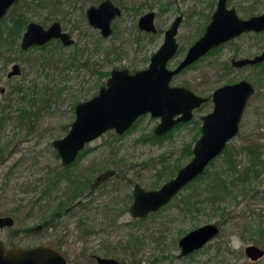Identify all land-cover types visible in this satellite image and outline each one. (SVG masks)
I'll use <instances>...</instances> for the list:
<instances>
[{"label": "rangeland", "instance_id": "1", "mask_svg": "<svg viewBox=\"0 0 264 264\" xmlns=\"http://www.w3.org/2000/svg\"><path fill=\"white\" fill-rule=\"evenodd\" d=\"M100 1L20 0L3 18L0 114L5 111V117L0 134L2 141L15 148L7 163L0 166V215H11L14 223L0 228V237L7 244H55L69 264H97L88 256L91 252L114 256L120 264H264V254L251 260L244 252L249 243L264 249V62L241 67L230 62L232 56H252L263 50L264 32L241 34L171 80L203 95L241 78L256 87L244 109L239 133L226 145L236 169L227 165L225 151L207 165L209 172H217L226 180L228 191L220 188V197L211 198L205 190L206 180L197 179L144 217H133L128 211L135 182L146 189L157 188L192 157L194 141L200 135V117L213 107L210 99L194 111V121L172 129L163 139L152 136L159 117L150 114L139 117L122 134L113 128L105 130L79 151L70 168V180L54 186L38 202L32 201L41 183L35 187L29 182L61 167L52 141L68 132L75 104L97 93L110 69L127 67L134 71L146 67L163 41L164 30L181 14L177 33L180 50L167 63L174 67L203 32L216 5V0H112L122 12L114 19L116 27L111 34L103 36L97 28L88 26L85 13L87 6ZM240 1L230 3L239 7L238 13L244 17L241 5H248L250 0L241 5ZM148 10L156 13L157 33L136 26L138 16ZM254 10L264 11V0ZM17 14H23L26 23L34 20L45 26L58 19L72 31L75 42L63 46L52 39L43 47L24 50L20 47L24 29L14 40L7 35L6 25ZM86 59L88 66L82 64ZM13 62L20 64L21 74L8 78L6 73ZM20 108L28 111L24 118L17 114ZM249 135L261 144L263 163L256 166L259 175L249 174L244 180L237 171L250 166V154L242 149V141ZM13 163L17 164L4 181L3 174ZM109 167L116 169L115 175L91 191L81 186L70 198L74 181L89 184ZM185 198L198 203L187 209ZM57 209L59 214L50 219ZM45 219L49 223L42 230H27ZM206 222H216L219 234L200 249L178 257L180 236Z\"/></svg>", "mask_w": 264, "mask_h": 264}, {"label": "water", "instance_id": "2", "mask_svg": "<svg viewBox=\"0 0 264 264\" xmlns=\"http://www.w3.org/2000/svg\"><path fill=\"white\" fill-rule=\"evenodd\" d=\"M18 1L0 0V19L5 16L12 4ZM119 12L120 8L111 0H103L87 10L90 23L99 26L104 35L110 33V20ZM153 15V11H148L140 18L141 28L156 30ZM180 20L181 15L176 16L166 29L163 43L151 56L147 68L135 73H129L126 68L113 69L106 86H102L93 97L76 104L75 117L68 132L52 141L63 165L72 162L86 142L109 128L122 133L138 115L148 111L152 116L161 117L155 127L158 134L165 132L177 122L190 118L192 109L199 106L205 98L186 87L171 86L169 80L172 74L210 48L244 30L264 29V12L240 17L234 7H227L226 0H218L204 34L192 44L178 67L170 70L166 67V62L177 47L174 35ZM52 37H60L65 43L71 42L66 32H60L58 22H52L44 28L39 23L31 21L23 33L21 46L26 48L31 44H43ZM263 59L264 51L252 58H241L233 62L242 65ZM18 71L19 67L15 64L8 75ZM253 91L254 85L244 79L224 84L213 91L214 104L212 109L202 116L201 134L193 144L192 157L157 188L146 189L136 183L133 188V201L128 209L131 216L144 217L156 211L168 203L189 181L204 172L211 160L223 151L226 141L237 131L246 100ZM175 115L178 116L174 117ZM113 172L109 170L98 175L96 181L107 179ZM13 222L11 215H0V228L10 226ZM219 232L220 227L216 222H206L190 229L178 239L180 251L177 256H184L200 249ZM244 251L250 259H257L264 254V249L256 244H247ZM95 259L99 264H118L114 257L97 254ZM0 264H67V261L64 253L51 244L6 247L0 238Z\"/></svg>", "mask_w": 264, "mask_h": 264}, {"label": "flooded vegetation", "instance_id": "3", "mask_svg": "<svg viewBox=\"0 0 264 264\" xmlns=\"http://www.w3.org/2000/svg\"><path fill=\"white\" fill-rule=\"evenodd\" d=\"M20 1V0H19ZM18 1V2H19ZM101 1H103V0H101ZM100 1V2H101ZM112 1V0H111ZM18 2H16V3H14V4H12V6L9 8V10L7 11V13L5 14V15H7L8 13H10L11 12V10L13 9V7L18 3ZM99 2V3H100ZM116 6H118L119 8H120V12L118 13V14H115L112 18H111V20H110V33L109 34H107V35H104L103 33H102V31H101V29L99 28V26H95V25H93V24H91L90 23V21H89V18H88V14H87V10H88V8L90 7V6H96V5H98V4H96V5H94V4H92V5H89V6H87L86 7V11H85V13H86V18H87V21H88V26L89 27H94V28H97L98 30H99V33L101 34V35H103V36H108V35H110L111 34V32H112V27H116L115 26V24H114V19L117 17V16H119L120 14H121V12H122V8H121V6L120 5H118V4H116L114 1H112ZM217 2H218V0H216V5H215V9H216V6H217ZM242 2H248V0H241L240 1V5H241V3ZM260 3V0H250V2L248 3V5H241L242 6V11L245 13V15L246 16H244V17H249V16H251V15H255V14H258V13H263L264 11H262V12H258V13H255V7L258 5ZM226 5H227V7H234V9H235V11H236V13L240 16V17H242L239 13H238V11H239V7H236L235 5H231V3H230V0H226ZM214 9V10H215ZM148 11H153L154 12V15H153V18H152V20H153V24H154V26L156 27V30L155 31H152V30H145V29H143V28H141L142 26L140 25V23H139V21H140V18L146 13V12H148ZM148 11H145L144 13H142V14H140L139 16H138V19H137V23H136V26L137 27H139V29H141L142 31H146V32H151V33H157L158 32V26H157V24H156V22H155V17H156V13H155V11L154 10H148ZM214 12V11H213ZM212 12V13H213ZM178 15H181V14H178ZM178 15H176V16H178ZM176 16H175V18H176ZM211 16H212V14H211ZM23 17V24H22V26L20 27V28H15V22H16V20H19L20 18H22ZM4 18V17H3ZM0 19V36H2V34L5 32V28H4V25H3V23L5 22V20L4 19ZM174 18V19H175ZM12 20H11V23H10V25L8 26V25H6V27H8L7 28V35L9 36V38L10 39H12V40H14L15 39V36L16 35H18L20 32H21V30L22 29H24L23 31H22V34H21V38H20V47L22 48V49H24V50H27V49H30V48H32V47H43V46H45L47 43H49L52 39H55V40H57L61 45H63V46H66V45H72L74 42H75V38H74V36H73V34H72V31H69L68 29H66V28H64V26H63V24L61 23V21L60 20H58V19H56V20H53L52 22H58L59 23V27H60V32H66L67 34H68V38L71 40V42H69V43H65L60 37H52V38H50L49 40H47L46 42H44L43 44H31V45H29V46H27L26 48H23L22 46H21V40H22V36H23V33L25 32V30H26V28H27V25H28V23L29 22H31V21H34V20H30V21H27V23H26V18L24 17V15L23 14H17V15H15L14 17L12 16V18H11ZM173 19V20H174ZM173 20L171 21V23L173 22ZM210 20H211V17H210ZM210 20H209V22H210ZM181 21H182V15H181V20H180V23H181ZM34 22H36V23H39L42 27H44V28H47L49 25H47V26H45V25H43L42 23H40V22H37V21H34ZM208 22V23H209ZM26 23V24H25ZM171 23H170V25H171ZM180 23H179V25H180ZM208 23L206 24V26L204 27V30H203V32L187 47V49H186V51H185V53H184V55H183V57L181 58V59H179L178 60V62H177V64L174 66V67H168V65H167V63H168V61L173 57V56H175L178 52H179V41H178V39H177V33H178V29H179V25H178V27H177V29H176V33H175V39H176V43H177V47H176V49H175V51H174V53L170 56V58L167 60V62H166V67L168 68V69H170V70H174L176 67H178V65L181 63V61L182 60H184L185 59V57H186V55H187V53H188V50H189V48L192 46V44L199 38V37H201L203 34H204V32H205V30H206V27H207V25H208ZM18 25V24H17ZM16 25V26H17ZM170 25L166 28V29H168L169 27H170ZM166 29L164 30V32H163V34H164V37H165V31H166ZM261 32H264V29H262V30H258V31H255V30H244V31H242V32H240L239 34H237V35H235V36H233L232 38H230V39H227V40H225V41H222V42H220L218 45H216V46H214V47H212V48H210L209 50H207L205 53H203V54H201V55H199L197 58H195L194 60H192L191 62H189L188 64H186V65H184L183 67H181L177 72H175V73H173L172 74V76H171V78H170V80H169V84L171 85V86H183V87H186V88H188L189 90H191L192 92H194L196 95H199V96H201V97H204L205 98V100L199 105V106H196V107H194L193 109H192V116L190 117V118H188L187 120H185V121H179V122H177L176 124H174L171 128H169L168 130H166L165 132H162V133H160V134H158L156 131H155V127L157 126V124L160 122V119H161V117L160 116H158L159 117V121L154 125V127H153V132H154V134L152 135L153 137H155L156 139H163V138H166L168 135H169V133L172 131V129H174V128H176V127H178L179 125H181V124H184V123H187V122H191V121H194V119H193V116H194V111L196 110V109H198L199 107H201L203 104H205L207 101H209L210 99H212V101H213V91L215 90V89H217L218 87H220V86H222V85H224V84H222V85H220V86H218V87H216L212 92H211V94L210 95H203V94H201V93H199V92H197L196 90H194L193 88H191L190 86H187V85H184V84H172L171 83V80L173 79V77L175 76V75H177L178 73H180V71L182 70V69H184L185 67H187V66H189V65H191V64H193V63H195L196 61H198L200 58H202V57H204L206 54H208V53H210V52H213V51H215V50H217L219 47H221L222 45H224L226 42H228V41H231V40H233V39H235L236 37H238V36H240L241 34H243V33H261ZM84 33H83V31H82V33H81V35H83ZM164 37H163V40H164ZM1 38V37H0ZM162 43H163V41H162ZM161 43V44H162ZM88 45H89V42L87 43ZM160 44V45H161ZM160 45H159V47H160ZM158 47V48H159ZM157 48V49H158ZM156 49V50H157ZM155 50V51H156ZM154 51V52H155ZM262 51H264V49L263 50H261L259 53H256V54H253L252 56H241V57H231L230 58V62H231V64L233 65V66H235V67H241V66H245V65H255V64H259V63H263L264 62V59L263 60H261V61H258V62H253V63H251V62H247V63H244V64H242V65H236V64H234V60H238V59H241V58H252V57H254L255 55H257V54H260ZM153 52V53H154ZM153 53L150 55V58H149V62H148V64H147V66L146 67H143V68H139V69H135L134 71H132V70H129L127 67H120V68H117V67H114V68H112V69H110V71L108 72L107 71V73H106V75H107V77H106V80H105V82H104V84H102L99 88H98V91H97V93L99 92V90H100V88L102 87V86H106L107 85V79L111 76V72H112V70L113 69H123V68H126L128 71H129V73H135V72H137V71H139V70H143V69H145V68H147L148 66H149V63H150V60H151V56L153 55ZM87 62H88V59H86L84 62H82V64L83 65H86V66H88V64H87ZM15 64H17L18 65V67H19V71L18 72H16V73H13L12 75H8V73L13 69V66L15 65ZM19 74H21V66H20V64L19 63H17V62H13L12 63V65H11V67L9 68V70L7 71V73H6V75H7V77L8 78H11L12 76H15V75H19ZM247 80V81H249V82H251L253 85H254V83L252 82V81H250V80H248V79H246V78H241V79H238V80H236V81H233V82H230V83H225V84H232V83H236V82H238V81H240V80ZM0 90H4V87H1L0 88ZM256 91V87H255V85H254V91L248 96V98H247V100H246V104H245V106H244V109H245V107H246V105H247V102H248V99L254 94V92ZM97 93H95L94 95H96ZM94 95H92L91 97H93ZM90 97V98H91ZM89 99V98H88ZM85 100H87V99H85ZM81 101H84V100H81ZM80 102V101H79ZM78 103V102H77ZM76 103V104H77ZM76 104H75V106H76ZM213 104H214V102H213ZM244 109H243V112H244ZM74 111H75V109H74ZM209 112V111H208ZM207 112V113H208ZM243 112H242V115H243ZM145 114H150L151 115V113H150V111H148V112H146V113H143V114H140V115H138L137 117H136V119L133 121V123L128 127V128H126L122 133H124L127 129H129L131 126H133V125H135V123L137 122V120H138V118L139 117H141L142 115H145ZM206 114V113H205ZM205 114H202L201 115V122H200V125H199V130H200V134H201V128H202V122H203V118H202V116L203 115H205ZM242 115H241V117H240V120H239V122H238V127H237V131L235 132V134L230 138V139H228L227 141H226V145L228 144V142L232 139V138H234V137H236L237 136V134L239 133V129H240V121H241V118H242ZM152 116V115H151ZM178 115H175L174 117H177ZM155 117V116H154ZM110 129V128H109ZM114 129V128H113ZM114 131L116 132V133H118L115 129H114ZM103 133V132H102ZM101 133V134H102ZM122 133H118V134H122ZM101 134H99L98 136H100ZM97 136V137H98ZM200 136V135H199ZM96 138V137H95ZM197 140V139H196ZM195 140V141H196ZM194 141V142H195ZM243 143V145H242V149H244L248 154H250L248 151H247V149H246V145H252V144H255V143H257V144H259V142L255 139V137H250V135L249 136H246L244 139H243V141H242ZM226 145H225V147H224V149H223V151H225V149L227 148L226 147ZM261 145V144H260ZM253 146V145H252ZM261 148V147H260ZM222 151V152H223ZM221 152V153H222ZM260 152H261V150H260ZM58 153V152H57ZM79 152L77 153V156H76V158L72 161V162H70L69 164H67V165H63L62 164V162H61V166H65V167H67V166H70V168H71V166L74 164V162L77 160V158H78V156H79ZM261 154H262V152H261ZM59 155V154H58ZM218 156V155H217ZM60 157V156H59ZM250 157H251V162H250V166H247V167H252V163H253V160H252V156H251V154H250ZM261 158V160H262V156L260 157ZM61 159V158H60ZM261 163H263V160L262 161H259V162H257V165L258 164H261ZM246 168V167H245ZM109 170H113L114 172H113V174H111V175H109V177L107 178V179H105V180H103V181H96V177L98 176V175H100V174H103V173H105V172H107V171H109ZM244 170V168L241 170V171H237V172H240V178L241 179H246V178H244L242 175H241V172ZM259 173H260V170H258V173H257V175H259ZM116 174V169L115 168H113V167H109V168H106L105 170H102V171H100L99 173H97L96 175H95V177L93 178V180L91 181V183H89L88 184V181H87V185H86V187H89V189H90V191L91 190H93L95 187H98V186H100L101 184H103L104 182H106L109 178H111L113 175H115ZM250 175L251 174H254V172L253 171H251L250 173H249ZM248 174V178H249V175ZM254 175H256V174H254ZM256 175V176H257ZM242 176V177H241ZM137 182H135L134 183V185L136 184ZM134 185H133V188H134ZM133 193V192H132ZM132 201H133V199H132ZM79 202V200H76V204ZM74 206V205H73ZM70 208H72V207H68L67 209L69 210ZM59 214V210L57 209L56 211H54L53 213H52V215H51V217H49L50 219L52 218H55L57 215ZM14 223V222H13ZM49 223V219H45V221H43L42 223H39V224H37V225H35V226H31V227H27V230L29 229L30 231H34V230H36V231H40V230H42L43 229V227L45 226V225H47ZM13 225V224H12ZM220 227V226H219ZM2 229V228H1ZM17 235V233H15L13 236H16ZM1 238V237H0ZM2 239V238H1ZM3 241H4V239H2ZM42 243H45V242H42ZM4 244H5V246L6 247H9V246H21V247H28V246H33V245H37V244H40V243H37V244H24V243H22V242H18V243H15V242H12L11 244H7L5 241H4ZM47 244V243H46ZM249 244H253V243H249ZM51 245H53V246H55V247H57V248H59L60 249V247H58V246H56L55 244H51ZM246 246V245H245ZM260 247V246H259ZM245 248V247H244ZM61 251H62V249H60ZM63 252V251H62ZM245 252V251H244ZM64 253V252H63ZM64 255H65V257H66V261H67V264H69V260H68V257L66 256V254L64 253ZM95 255H97V253H93V252H91V253H89L88 254V256L91 258V260L92 261H95L97 264H99L97 261H96V259H95ZM100 255V254H99ZM245 255H246V253H245ZM105 256V255H104ZM247 256V255H246ZM107 257H111V256H107ZM114 257V256H113ZM248 257V256H247ZM114 258H116V257H114ZM249 258V257H248ZM260 258V257H259ZM117 260H118V264H120V260L118 259V258H116ZM250 259V258H249ZM258 259V258H257ZM251 260H256V259H251Z\"/></svg>", "mask_w": 264, "mask_h": 264}, {"label": "trees", "instance_id": "4", "mask_svg": "<svg viewBox=\"0 0 264 264\" xmlns=\"http://www.w3.org/2000/svg\"><path fill=\"white\" fill-rule=\"evenodd\" d=\"M15 28H20L23 24V17L20 18L19 20H16L15 22ZM18 24V25H17ZM17 25V26H16ZM2 114H0V133H1V126L3 123V119H4V112L5 111H1ZM17 114L19 116H21L22 118L25 117V115L28 114V111L25 108H20L19 111L17 112ZM11 143L7 142V141H2L1 138V134H0V166H2L3 164L7 163V160L9 158V156L13 153L14 151V146H10ZM253 145V146H252ZM252 145H246V149L247 151L251 154L252 156V167H246L244 168V170L241 172V175L246 178L248 176V174L253 171L254 174L257 175L258 173V169H257V162L262 161L261 160V145L260 144H252ZM225 152H227V156H226V163L229 166L230 169H236L235 164L233 163V159H232V151L229 148L225 149ZM58 155V153H57ZM23 156L21 155L20 159H22ZM17 163H13L9 166V168L6 170V172H4L3 177L5 178L4 181H6L10 175V172L12 171L13 166H15ZM49 172V171H48ZM70 176H72V172L70 169V166H61L59 169H55L53 171V173H47L43 178H39V179H35L34 181L29 182L30 184L28 185H32L34 184L35 187L38 186V183H41L39 185V194H37L35 197L32 198L33 202H38L39 200H41V198L46 197L48 195V193L50 192V190L58 185L60 182H63V180H70ZM241 176V177H242ZM197 179H201V181L203 179L206 180L205 183V190L210 192V196L211 198H216V197H220L219 191L220 188L224 189L225 191H228V187L226 184V180L224 178H222L220 176L219 173L217 172H209L208 168L206 167L204 172L202 174H200L199 176H197L196 178H194L193 180L189 181L187 183V185L191 184L193 181L197 180ZM204 180V181H205ZM33 182V183H32ZM87 183L86 182H76L74 181V188H73V192L71 193V197L72 198L76 193L78 192L77 189H80L81 186H86ZM209 194V193H208ZM185 201L187 203V209L190 208L192 205L193 207L197 205L198 201L197 200H189L188 198H185Z\"/></svg>", "mask_w": 264, "mask_h": 264}]
</instances>
